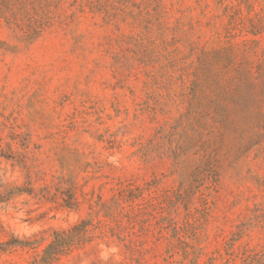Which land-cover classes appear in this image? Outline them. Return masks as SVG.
I'll use <instances>...</instances> for the list:
<instances>
[{
  "label": "rangeland",
  "instance_id": "374dc122",
  "mask_svg": "<svg viewBox=\"0 0 264 264\" xmlns=\"http://www.w3.org/2000/svg\"><path fill=\"white\" fill-rule=\"evenodd\" d=\"M0 264H264V0H0Z\"/></svg>",
  "mask_w": 264,
  "mask_h": 264
}]
</instances>
